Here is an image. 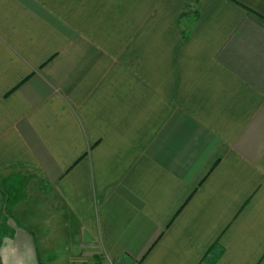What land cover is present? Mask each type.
I'll use <instances>...</instances> for the list:
<instances>
[{
    "label": "crops",
    "instance_id": "obj_1",
    "mask_svg": "<svg viewBox=\"0 0 264 264\" xmlns=\"http://www.w3.org/2000/svg\"><path fill=\"white\" fill-rule=\"evenodd\" d=\"M104 257L264 264V0H0V264Z\"/></svg>",
    "mask_w": 264,
    "mask_h": 264
},
{
    "label": "built area",
    "instance_id": "obj_2",
    "mask_svg": "<svg viewBox=\"0 0 264 264\" xmlns=\"http://www.w3.org/2000/svg\"><path fill=\"white\" fill-rule=\"evenodd\" d=\"M99 264H116V262L110 257H104Z\"/></svg>",
    "mask_w": 264,
    "mask_h": 264
},
{
    "label": "rangeland",
    "instance_id": "obj_3",
    "mask_svg": "<svg viewBox=\"0 0 264 264\" xmlns=\"http://www.w3.org/2000/svg\"><path fill=\"white\" fill-rule=\"evenodd\" d=\"M17 181H18V180H17ZM17 183H18V182H16V184H17ZM16 197H18V195H17ZM16 197H15V198H16Z\"/></svg>",
    "mask_w": 264,
    "mask_h": 264
}]
</instances>
